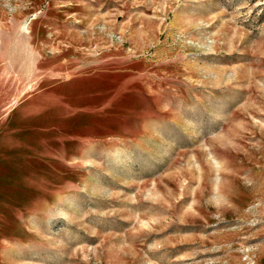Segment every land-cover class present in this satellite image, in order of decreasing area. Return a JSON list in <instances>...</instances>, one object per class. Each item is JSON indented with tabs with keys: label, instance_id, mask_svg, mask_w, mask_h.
Instances as JSON below:
<instances>
[{
	"label": "rangeland",
	"instance_id": "374dc122",
	"mask_svg": "<svg viewBox=\"0 0 264 264\" xmlns=\"http://www.w3.org/2000/svg\"><path fill=\"white\" fill-rule=\"evenodd\" d=\"M264 0H0V264H264Z\"/></svg>",
	"mask_w": 264,
	"mask_h": 264
},
{
	"label": "trees",
	"instance_id": "16d2710c",
	"mask_svg": "<svg viewBox=\"0 0 264 264\" xmlns=\"http://www.w3.org/2000/svg\"><path fill=\"white\" fill-rule=\"evenodd\" d=\"M263 18H264L263 15H260V16L258 17L259 20H260V19H263Z\"/></svg>",
	"mask_w": 264,
	"mask_h": 264
}]
</instances>
